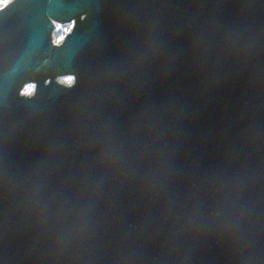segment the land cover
Segmentation results:
<instances>
[{
  "label": "water",
  "instance_id": "1",
  "mask_svg": "<svg viewBox=\"0 0 264 264\" xmlns=\"http://www.w3.org/2000/svg\"><path fill=\"white\" fill-rule=\"evenodd\" d=\"M0 264H264V0L0 11Z\"/></svg>",
  "mask_w": 264,
  "mask_h": 264
},
{
  "label": "trees",
  "instance_id": "2",
  "mask_svg": "<svg viewBox=\"0 0 264 264\" xmlns=\"http://www.w3.org/2000/svg\"><path fill=\"white\" fill-rule=\"evenodd\" d=\"M13 1L14 0H0V11L10 5ZM69 31L70 30L65 28H60L54 31L51 36L52 44L56 46L60 45L64 38L69 34Z\"/></svg>",
  "mask_w": 264,
  "mask_h": 264
},
{
  "label": "flooded vegetation",
  "instance_id": "3",
  "mask_svg": "<svg viewBox=\"0 0 264 264\" xmlns=\"http://www.w3.org/2000/svg\"><path fill=\"white\" fill-rule=\"evenodd\" d=\"M65 29H70L71 30V27H64ZM57 29H60V28H55V30L54 31H56ZM70 32V31H69ZM53 45V44H52ZM59 46V45H58ZM58 46H56V45H53V47H58ZM48 72V66H43V67H41L40 68V72L37 74V75H33L31 78H30V80H29V82H28V84L23 88V90L25 89V88H29L30 90H31V92H32V94L29 96V97H26V98H30V97H32V95H33V92H34V86H35V79L37 78V77H40V76H44V77H47V75H46V73ZM66 80V79H65ZM68 80H70L71 81V83H70V85L69 86H67V87H71V85H72V80L71 79H68ZM64 80H57L56 79V82L59 84V85H63L62 84V82H63ZM48 81L46 80V82L45 83H47ZM63 86H65V85H63Z\"/></svg>",
  "mask_w": 264,
  "mask_h": 264
},
{
  "label": "rangeland",
  "instance_id": "4",
  "mask_svg": "<svg viewBox=\"0 0 264 264\" xmlns=\"http://www.w3.org/2000/svg\"><path fill=\"white\" fill-rule=\"evenodd\" d=\"M69 30H70V29H69ZM70 83H71V81L68 80V79H66V80H64V81L62 82V84L65 85V86H69ZM31 94H32L31 90L27 87V88H25V89L21 92L20 96H21V97H28V96H30Z\"/></svg>",
  "mask_w": 264,
  "mask_h": 264
}]
</instances>
